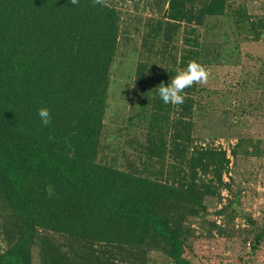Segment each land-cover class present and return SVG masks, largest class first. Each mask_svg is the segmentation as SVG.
<instances>
[{
  "label": "trees",
  "instance_id": "obj_1",
  "mask_svg": "<svg viewBox=\"0 0 264 264\" xmlns=\"http://www.w3.org/2000/svg\"><path fill=\"white\" fill-rule=\"evenodd\" d=\"M107 5L0 0V228L8 241L0 264H32L34 249L41 264H115L95 253V244L112 253L128 248L137 256L161 248L175 264H195L184 219L198 216L228 158L224 149L193 144L194 105L213 102V90L193 85L182 93L184 103L173 106L163 103L157 87L170 84L191 61L207 66L232 55V46L211 54L209 44L215 42H200L196 27L207 16L246 15L253 40L264 33L258 28L262 19H249L242 5L233 7L229 0H169L168 19L151 30L165 40L159 46L164 66L152 74H145V63L136 67L134 90L141 100L129 119L145 121L146 133L136 142V160L123 164L115 158L122 146L112 158L102 154L103 113L120 33L118 9ZM181 22L194 34L175 55L166 39ZM255 54L245 57L254 61ZM42 107L51 110L50 126L41 123ZM40 229L90 250L70 253ZM263 236L260 230L251 238L250 255Z\"/></svg>",
  "mask_w": 264,
  "mask_h": 264
},
{
  "label": "rangeland",
  "instance_id": "obj_2",
  "mask_svg": "<svg viewBox=\"0 0 264 264\" xmlns=\"http://www.w3.org/2000/svg\"><path fill=\"white\" fill-rule=\"evenodd\" d=\"M229 1L233 7L242 5L249 19L261 18L264 25V0ZM107 3L118 9L120 33L103 113L102 154L112 158L114 149L122 146L123 150H115V158L126 164L136 160V142L146 133L145 121L129 119L137 112L141 100V93L134 90L136 67L145 63V74H152L164 66L159 46L165 40L162 34L155 36L151 30H155L159 20L168 19L169 0H107ZM247 19L236 11L222 12L207 16L205 24L196 27L201 43L215 42L209 44L211 54L228 45L233 48L231 56H220L207 66L201 63L210 72L204 86L213 90L209 97L213 102L204 106L198 101L194 105L197 113L193 144L224 149L228 160L222 180H213L211 191L204 194V206L199 208L198 216L187 215L184 219L189 233L186 243L195 264H244V260L264 264V236L250 255L251 238L260 230L264 232V33L253 40ZM180 24L166 39L175 55L194 34L185 23ZM258 28L264 30V26ZM227 35L229 40L225 42ZM246 52L256 53L255 60L245 57ZM240 137L245 138L243 145L236 146ZM211 172L208 169V176ZM2 221L0 214L1 224ZM39 232L63 244L70 253L79 247L86 253L90 250L67 235L44 229ZM6 246L7 235L0 228V252ZM94 249L103 260L113 258L115 264H175L161 248L150 249L144 256H137L135 250L128 248L106 252L103 244H95ZM32 264H41L37 249L32 251Z\"/></svg>",
  "mask_w": 264,
  "mask_h": 264
},
{
  "label": "clouds",
  "instance_id": "obj_3",
  "mask_svg": "<svg viewBox=\"0 0 264 264\" xmlns=\"http://www.w3.org/2000/svg\"><path fill=\"white\" fill-rule=\"evenodd\" d=\"M70 4L79 6L80 0H70ZM97 6H108L107 0H91V7L95 8ZM209 75L210 72L205 66L196 61H191L186 69L178 71V73L172 77L170 84L165 85L162 82L157 87L158 94L166 105H181L185 100L184 95H182L184 90L197 84L206 85ZM38 115L43 126L47 127L52 124V114L49 108H40L38 110Z\"/></svg>",
  "mask_w": 264,
  "mask_h": 264
}]
</instances>
